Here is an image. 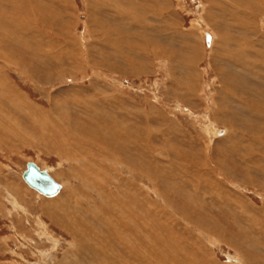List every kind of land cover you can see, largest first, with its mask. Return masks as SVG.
Returning <instances> with one entry per match:
<instances>
[{
	"label": "rangeland",
	"instance_id": "1",
	"mask_svg": "<svg viewBox=\"0 0 264 264\" xmlns=\"http://www.w3.org/2000/svg\"><path fill=\"white\" fill-rule=\"evenodd\" d=\"M256 2L0 0V264H264V108L240 88L264 90Z\"/></svg>",
	"mask_w": 264,
	"mask_h": 264
},
{
	"label": "bare ground",
	"instance_id": "2",
	"mask_svg": "<svg viewBox=\"0 0 264 264\" xmlns=\"http://www.w3.org/2000/svg\"><path fill=\"white\" fill-rule=\"evenodd\" d=\"M32 1V0H31ZM119 1V0H118ZM22 2H24V1H22ZM116 2V1H115ZM260 2H261V8H264V0H257V2L256 3H258V8H260L259 7V5H260ZM25 3V2H24ZM27 3V2H26ZM133 3V2H132ZM11 4V3H10ZM30 4H32V2L30 3ZM134 4V3H133ZM18 5V4H17ZM21 5V4H20ZM27 5H29L28 3H27ZM118 5H119V3H118ZM121 5H122V3H121ZM120 6V5H119ZM125 6V5H124ZM123 6V7H124ZM254 6H255V3H254ZM18 7V6H17ZM25 7V6H24ZM122 7V8H123ZM132 7H133V5H132ZM257 7V6H256ZM23 9V8H22ZM125 9V8H124ZM19 10V9H18ZM17 10V11H18ZM36 10V9H35ZM255 10V9H254ZM9 11V10H8ZM5 12H7L6 10H5ZM28 12V11H27ZM133 12V11H132ZM29 13V12H28ZM258 13V12H257ZM10 14V13H9ZM261 14V13H260ZM8 15V14H7ZM24 15H25V13H24ZM125 15V14H124ZM12 18V17H11ZM10 18V19H11ZM47 20V19H46ZM13 21V20H12ZM25 21V20H24ZM19 23H20V21H19ZM22 24H24V23H22ZM18 25V24H17ZM23 26V25H22ZM26 26V25H25ZM21 28V27H20ZM32 29H33V27H32ZM13 37V36H12ZM8 38V37H7ZM12 39V38H11ZM14 39V38H13ZM215 41V40H214ZM215 43V42H214ZM212 45H213V43H212ZM8 46V45H7ZM224 51H226V54L228 55V56H236V55H238V54H242V53H244L245 52V46H243V44L241 45V46H238L237 45V47H236V49L234 50V52L235 53H230L229 51H228V49H224ZM31 55H34V54H31ZM26 57H28L27 55H25ZM232 58V57H231ZM17 62V61H16ZM62 62V61H61ZM18 63V62H17ZM261 63L263 64L262 66H260L261 68H264V52L261 54ZM232 69L233 68H231L230 70L232 71ZM2 72V71H1ZM7 76V75H6ZM7 79V78H6ZM250 79H252V78H250ZM262 79H264V76L262 77V75H261V72L260 73H258L256 76H254V80H256V81H260L261 82V80ZM252 82V81H251ZM230 86L231 87H235L236 89L238 88L237 87V85L234 83V81H232V83L230 82ZM261 84L263 85L264 84V80H263V82H261ZM2 85V84H1ZM8 85V84H7ZM6 85V86H7ZM246 85V86H245ZM253 87H254V85H253ZM256 87V86H255ZM241 89H244V91H246V93H245V96H248V97H245V99L246 100H248L249 102H253L255 105L257 104L258 106H260V107H262V108H264V90H262V91H260V90H255V88H252V86H248L247 84H242L241 85V87H240ZM252 88V90L251 91H247L246 89H251ZM5 90V89H4ZM11 94V93H10ZM5 95H6V93H5ZM5 95H3L4 97H6ZM249 95H250V97L252 96L253 97V99H252V97H251V99L249 98ZM3 98V97H2ZM249 98V99H248ZM7 99V98H6ZM244 99V100H245ZM21 100V99H20ZM243 100V101H244ZM254 100H256V103H255V101ZM13 102V101H12ZM247 101H245V104H246V107H247V112L249 113V108H248V106H247V104L248 103H246ZM260 102V103H259ZM25 106V105H24ZM257 106V107H258ZM6 107H7V105H6ZM5 107V108H6ZM91 107V106H90ZM3 108V107H2ZM12 108V107H11ZM32 108V107H31ZM24 109V108H23ZM33 109V108H32ZM38 109V108H37ZM96 109V108H95ZM257 109V108H256ZM2 110H4V109H2ZM15 109H13L12 111H14ZM251 110V109H250ZM264 110V109H263ZM262 110V111H263ZM1 111V110H0ZM5 111V110H4ZM3 111V112H4ZM19 111V110H18ZM223 112V110H221V111H219L218 112V115L219 114H221ZM38 114V113H37ZM256 114V113H255ZM254 114V115H255ZM9 115V114H8ZM112 115V114H111ZM243 116V117H242ZM258 116L259 117H261V115H260V113H258ZM4 117H6V116H4ZM39 117V116H38ZM47 117H49V115L47 116ZM71 117V116H70ZM103 117H106V119L108 118V120L109 119H111L112 117H110V114H109V112L107 111V113L106 114H104L103 115ZM115 117H116V115H115ZM241 118H243V119H245V116L243 115V114H241ZM262 118H264V112H263V114H262ZM49 119V118H48ZM67 119H68V117H67ZM70 119V118H69ZM55 120V119H54ZM63 120V119H62ZM52 121V120H51ZM109 121H111V120H109ZM15 122V121H14ZM45 122V121H44ZM47 122V121H46ZM45 122V123H46ZM50 122V121H49ZM98 122V121H97ZM245 122V121H244ZM249 122V121H248ZM252 122V121H251ZM254 122V121H253ZM103 123V122H102ZM109 123V122H108ZM43 124V123H42ZM54 124V123H53ZM58 124V123H57ZM97 124V123H96ZM105 124V123H104ZM245 124H247V125H251L252 123H246L245 122ZM254 124V123H253ZM252 124V125H253ZM36 125V124H35ZM111 125V124H110ZM116 125V124H115ZM118 125H120V124H118ZM124 125V124H123ZM44 126V125H43ZM96 126V125H95ZM254 126V125H253ZM59 127H60V125H59ZM132 127V126H131ZM44 128H46V127H44ZM52 128V127H51ZM71 128V127H70ZM102 128V127H101ZM96 129V128H95ZM108 129H110L109 127H108ZM107 129V130H108ZM119 129V128H118ZM256 129H259L258 131L260 132V135H262V130H260V129H262V128H256ZM49 130H51V129H49ZM48 130V131H49ZM54 130H56V129H54ZM58 130V129H57ZM71 130V129H70ZM89 130H90V128H89ZM53 131V130H52ZM52 131H51V133H52ZM91 131V130H90ZM106 131V130H105ZM119 131V130H118ZM117 131V132H118ZM89 132V131H88ZM93 132V131H92ZM97 132V131H96ZM99 132H100V130H99ZM114 132V131H113ZM227 132V133H226ZM230 132V131H229ZM228 132V130H223V135L225 134L227 137H225V138H223V143H226L227 145H228V143H230V145H229V147H232V149L234 148V143L233 142H231V140H230V137L228 136L229 133ZM28 133V132H27ZM40 133V132H39ZM50 133V132H49ZM112 133V132H111ZM131 133V132H130ZM53 134V133H52ZM100 134H101V132H100ZM126 134V133H125ZM125 134H123V136L125 135ZM228 134V135H227ZM26 135V134H25ZM88 135V134H87ZM89 135H91V134H89ZM94 135V134H93ZM101 135H103V133L101 134ZM122 135V134H121ZM133 135V134H132ZM259 135V134H258ZM50 136V135H49ZM105 136V135H104ZM126 136H127V134H126ZM125 136V137H126ZM216 136H219V134H217ZM53 137V136H52ZM58 137V136H57ZM95 137H97V133H96V136ZM94 137V138H95ZM134 137V136H133ZM78 138V137H77ZM93 138V139H94ZM104 138V137H103ZM106 138H107V136H106ZM106 138H104V139H106ZM108 138H109V136H108ZM137 138V137H136ZM146 137H144V139H145ZM57 139V138H56ZM65 139V138H64ZM102 139V138H101ZM111 139H112V137H111ZM110 139V140H111ZM131 139V138H130ZM143 139V140H144ZM222 139V138H221ZM100 140V139H99ZM98 139H97V141H99ZM113 140V139H112ZM117 140V139H116ZM120 140V139H119ZM257 140H261L258 136L256 137V139H255V141H257ZM39 141V140H38ZM38 141H37V143H38ZM66 141V140H65ZM64 141V142H65ZM68 141V140H67ZM96 141V142H97ZM108 141H109V139H108ZM115 141V140H114ZM121 141V140H120ZM126 141V140H125ZM31 142V141H30ZM56 142V141H55ZM92 142V141H91ZM95 142V143H96ZM106 142V141H105ZM135 142V141H134ZM145 142V141H144ZM71 143V142H70ZM90 143V142H89ZM95 143H90V144H95ZM102 143H104L103 141H102ZM131 143V142H130ZM137 143H138V141H137ZM139 143H141V142H139ZM149 143V142H148ZM26 144V143H25ZM58 144V143H57ZM83 144H84V142H83ZM106 144V143H105ZM114 144V143H113ZM125 144H127V143H125ZM124 144V145H125ZM145 144V143H144ZM154 144V143H153ZM67 145H69V144H67ZM97 145V144H96ZM116 145V144H115ZM115 145H113L114 147H115ZM121 145V144H120ZM128 145H132V144H128ZM151 145V144H150ZM70 146V145H69ZM89 146H91V145H89ZM122 146V145H121ZM235 146H237V145H235ZM71 147V146H70ZM99 147H101V145L99 146ZM110 147H111V145H110ZM109 147V148H110ZM125 147H127V146H125ZM139 147H140V145H139ZM142 147V146H141ZM58 148V147H57ZM116 148V147H115ZM134 148V147H133ZM132 148V149H133ZM136 148V147H135ZM151 148V147H150ZM62 149V148H61ZM65 149V148H64ZM85 149V148H84ZM98 149V148H97ZM110 149H114L113 147L112 148H110ZM124 149V148H123ZM155 149V148H154ZM99 150V149H98ZM119 150V149H118ZM137 150V149H136ZM141 150V149H140ZM100 151V150H99ZM114 151V150H113ZM116 151V150H115ZM138 151V150H137ZM89 152V151H88ZM117 152H119V151H117ZM129 152V151H128ZM135 152V151H134ZM141 152H143V151H141ZM183 152V151H182ZM97 153H98V151H97ZM107 153V152H106ZM136 153V152H135ZM150 153H152V152H150ZM177 153V152H176ZM74 154V153H73ZM103 154V153H102ZM123 155H124V153H122ZM127 154V153H126ZM144 154V153H143ZM96 155V154H95ZM99 155V154H98ZM112 155V154H111ZM129 155V154H128ZM145 155V154H144ZM150 155V154H149ZM178 155V154H177ZM207 155V154H206ZM218 155H221V156H225L222 152H220L219 150H218ZM85 156V155H84ZM90 156V155H89ZM88 156V157H89ZM103 156V155H102ZM105 156H106V154H105ZM113 157H114V155H112ZM117 156V155H116ZM132 156V155H131ZM133 156H135V155H133ZM70 157V156H69ZM97 157V156H96ZM100 157V156H99ZM138 157H139V155H138ZM149 157V156H148ZM217 157V156H216ZM73 158V157H72ZM86 158V157H85ZM106 158H109L108 156H106ZM121 158H122V156H121ZM141 158V157H140ZM143 158V157H142ZM142 158L141 159H138V160H141L142 161ZM151 158V157H150ZM76 159V158H75ZM80 159V158H79ZM84 159V158H83ZM103 159V158H102ZM114 159H116L115 157H114ZM128 159V158H127ZM145 159V158H144ZM143 159V160H144ZM149 159V158H148ZM157 159V158H156ZM67 160V159H66ZM99 160H100V158H99ZM108 160V159H107ZM131 160V159H130ZM215 160H217V159H215ZM70 161H72V159L70 160ZM74 161V160H73ZM77 161V160H76ZM75 161V162H76ZM84 161V160H83ZM95 161V160H94ZM106 161V160H105ZM119 161V160H118ZM122 161V160H121ZM132 161V160H131ZM149 161V160H148ZM151 161H153V159L151 160ZM211 161V160H210ZM85 162V161H84ZM93 162V161H92ZM100 162V161H99ZM109 162H111V161H109ZM127 162V161H126ZM130 162V161H129ZM217 162V164H218V166L222 169V171L223 172H225L226 173V171H230L231 170V168L230 167H228L227 166V164L225 165L224 164V161H223V159H221L220 158V160H218V161H216ZM215 162V163H216ZM113 163V162H112ZM185 163V162H184ZM72 164V163H71ZM77 164V163H76ZM96 164H98V163H96ZM99 164H101V163H99ZM98 164V165H99ZM127 164V163H126ZM128 164H130V163H128ZM133 164V163H132ZM143 164V163H142ZM148 164V163H147ZM181 164V163H180ZM216 164V165H217ZM81 165V164H80ZM86 165H88V164H86ZM91 165V164H90ZM102 165H103V162H102ZM105 165V164H104ZM131 165V164H130ZM129 165V166H130ZM150 165V164H149ZM38 166V165H37ZM107 166V165H106ZM134 166H135V164H134ZM137 166V165H136ZM135 166V167H136ZM156 166H157V164H156ZM183 166V165H182ZM39 167V166H38ZM79 167V166H78ZM92 167V166H91ZM94 167V166H93ZM131 167V166H130ZM204 167H206V166H204ZM234 167V166H233ZM40 168V167H39ZM84 168H85V166H84ZM117 168V167H116ZM116 168H113V169H116ZM132 168H134V167H132ZM138 168V167H137ZM137 168H135V169H137ZM236 167H234V169H235ZM41 169V168H40ZM101 169V168H100ZM99 169V170H100ZM119 169V168H118ZM129 169V168H128ZM128 169H127V173H128ZM131 169V168H130ZM142 169V168H141ZM207 169V168H206ZM41 170H45L49 175H51V173H50V169H41ZM82 170V169H81ZM93 170V169H92ZM138 170V169H137ZM149 170V169H148ZM212 170V169H211ZM88 171V170H87ZM102 171V170H101ZM117 171V170H116ZM152 171V170H151ZM150 171V172H151ZM205 171V170H204ZM221 171V172H222ZM249 171H252V170H249ZM96 172V171H95ZM133 172V171H132ZM103 173V172H102ZM108 173V172H107ZM146 173V172H145ZM147 173H149V172H147ZM210 173V172H209ZM24 174V173H23ZM142 174V173H141ZM163 174V173H162ZM221 174V173H220ZM88 175V174H87ZM108 175V174H107ZM89 176H90V174H89ZM143 176H145V174H143ZM147 176V175H146ZM210 176V175H209ZM23 177V176H22ZM99 177V176H98ZM106 177V176H105ZM115 177V176H114ZM131 177V176H130ZM148 177V176H147ZM186 177V176H185ZM85 178V177H84ZM90 178V177H89ZM123 178V177H122ZM205 178V177H204ZM92 179V178H91ZM96 179V178H95ZM107 179V178H106ZM115 179H116V177H115ZM133 179V178H132ZM135 179V178H134ZM80 180V179H79ZM87 180H88V178H87ZM86 180V181H87ZM94 180V179H93ZM97 180V179H96ZM148 180H149V177H148ZM208 180V179H207ZM88 182H89V180H88ZM82 183V182H81ZM85 183V182H84ZM91 183H92V181H91ZM96 183V182H95ZM94 183V184H95ZM118 183V182H117ZM214 183V182H213ZM88 184V183H87ZM93 184V183H92ZM98 184V183H97ZM107 184V183H106ZM84 185H86V184H84ZM100 185V184H99ZM29 186V185H28ZM89 186V185H88ZM94 186V185H93ZM96 186V185H95ZM105 186V185H104ZM116 187V186H115ZM120 187V186H119ZM124 187V186H123ZM9 193L10 192H12L13 190L11 189L12 188V186L10 185L9 187ZM30 188H32V187H30ZM94 188V187H93ZM33 189V188H32ZM80 189V188H79ZM84 189V188H83ZM92 189V188H91ZM96 189V188H95ZM94 189V190H95ZM116 189V188H115ZM179 189V188H178ZM17 190H19V188L17 187ZM61 190H62V185H61V189H60V191H59V193L61 192ZM117 190H119V189H117ZM122 190V189H121ZM126 190H127V188H126ZM72 191V190H71ZM75 191V190H74ZM83 191V190H82ZM96 191V190H95ZM109 191V190H108ZM89 192V191H88ZM103 192V191H102ZM215 192V191H214ZM213 192V193H214ZM58 193V194H59ZM77 193V192H76ZM75 193V194H76ZM107 193V192H106ZM109 194H110V192H108ZM57 194V195H58ZM72 194H73V192H72ZM80 194V193H79ZM85 194V193H84ZM122 194V193H121ZM129 194V193H128ZM57 195H55V196H57ZM91 195V194H90ZM102 195V194H101ZM135 195V194H134ZM214 195V194H213ZM9 196V198H11L12 199V194H10V195H8ZM16 196L18 197V193H16ZM15 196V197H16ZM55 196H53V197H55ZM77 196V195H76ZM93 196V195H92ZM107 196V195H106ZM111 196V195H110ZM117 196V195H116ZM16 197V198H17ZM53 197H48V198H50V200H51V198H53ZM85 197V196H84ZM87 197V196H86ZM85 197V198H86ZM99 197V196H98ZM104 197V196H103ZM112 197V196H111ZM110 197V198H111ZM118 197V196H117ZM74 198V197H73ZM72 198V199H73ZM78 198V197H77ZM93 198V197H92ZM134 198V197H133ZM55 199H58V198H55ZM60 199V198H59ZM82 199V198H81ZM91 199V198H90ZM89 199V200H90ZM106 199V198H105ZM120 199V198H119ZM121 199H123V198H121ZM212 199V198H211ZM83 200H85L84 198H83ZM104 200V199H103ZM114 200V199H113ZM117 200V199H116ZM187 200H189V199H187ZM94 201V200H93ZM129 201V200H128ZM49 202H51V204H55V203H57L58 201L57 200H54V199H52V201H49ZM60 202V201H59ZM75 202V201H74ZM79 202H80V200H79ZM90 201H88V203H89ZM92 202V201H91ZM95 202V201H94ZM109 202V201H108ZM107 202V203H108ZM116 202V201H115ZM122 202V201H121ZM1 203V202H0ZM78 203V202H77ZM96 203H98V202H96ZM113 203V202H112ZM111 203V204H112ZM60 204V203H59ZM78 204H80V203H78ZM241 204V203H240ZM61 205V204H60ZM75 205V204H74ZM77 205V204H76ZM94 205H96V204H94ZM103 205V204H102ZM102 205H100V206H102ZM109 205V204H108ZM113 205V204H112ZM119 205H120V203H119ZM143 205V204H142ZM98 206V205H97ZM105 206V205H104ZM123 207H124V205H122ZM122 206H120V207H122ZM147 206V205H146ZM188 206V205H187ZM239 206V205H238ZM51 207V206H50ZM109 207V206H108ZM111 207V206H110ZM226 207V206H225ZM242 207H244L243 206V204H242ZM63 208V207H62ZM113 208H114V206H113ZM54 209V208H53ZM58 209V208H57ZM81 209V208H80ZM85 209H86V207H85ZM109 209V208H108ZM114 209H116V207L114 208ZM99 210V209H98ZM82 211V210H81ZM95 211V210H94ZM109 211V210H108ZM221 211V210H220ZM78 212V211H77ZM89 212V211H88ZM96 212V211H95ZM91 213V212H90ZM114 213V212H113ZM48 214V213H47ZM97 214V213H96ZM199 214H201V213H199ZM244 214V213H243ZM73 215V214H72ZM80 215V214H79ZM145 215V214H144ZM91 216V215H90ZM120 216V215H119ZM167 216V215H166ZM183 216V215H182ZM92 217V216H91ZM163 217H165V216H163ZM50 218H52V217H50ZM123 218V217H122ZM138 218V217H137ZM167 218V217H166ZM200 218V217H199ZM214 218V217H213ZM230 218V217H229ZM76 219V218H75ZM116 219V218H115ZM156 219V218H155ZM165 219V218H164ZM197 219V218H196ZM202 219V218H201ZM89 220V219H88ZM163 220V219H162ZM59 221V220H58ZM90 221H91V219H90ZM136 221V220H135ZM174 221V220H173ZM168 222V221H167ZM69 223V222H68ZM90 224V223H89ZM171 224V223H170ZM227 225V224H226ZM117 226V225H116ZM128 226V225H127ZM163 226V225H162ZM172 226V225H171ZM216 226V225H215ZM218 226V225H217ZM216 226V227H217ZM61 228V227H60ZM126 228V227H125ZM173 228V227H172ZM171 228V229H172ZM140 229V228H139ZM117 230V229H116ZM125 230V229H124ZM128 230V229H127ZM137 230H138V228H137ZM146 230V229H145ZM148 230V229H147ZM152 230V229H151ZM162 230H164L163 228H162ZM174 230V229H173ZM218 230H219V228H218ZM223 234H230L229 233V230H228V228L227 227H224L223 229ZM166 231V230H165ZM165 231H164V233H165ZM71 232H73L72 230H71ZM173 232V231H172ZM181 232V231H180ZM210 231H208V233H209ZM215 232V231H214ZM81 233V232H80ZM160 233V232H159ZM163 233V234H164ZM77 234V233H76ZM82 234V233H81ZM80 234V235H81ZM100 234V233H99ZM136 234V233H135ZM140 234H142V233H140ZM161 234V233H160ZM212 234H214V233H212ZM72 235V234H71ZM78 235H79V233H78ZM94 235V234H93ZM113 235V234H112ZM116 235V234H115ZM122 235V234H121ZM133 235V234H132ZM169 235V234H168ZM74 236V235H73ZM114 236V235H113ZM160 236H162V235H160ZM171 236V235H170ZM99 237V236H98ZM112 237V236H111ZM163 237V236H162ZM161 237V238H162ZM237 237V236H236ZM78 238V237H77ZM80 238V237H79ZM84 238V237H83ZM141 238V237H140ZM164 238V237H163ZM167 239H168V237H166ZM142 239V238H141ZM165 239V238H164ZM170 239V238H169ZM79 240H81V239H79ZM114 240V239H113ZM123 240H124V238H123ZM158 240H160V239H158ZM152 241V240H151ZM245 241H246V243H247V240L245 239ZM245 241L243 240L241 243H242V245L241 246H243V247H245V249H246V247L248 248V247H250V246H248V245H246L245 244ZM131 240L129 239V244H128V248H131ZM147 242V241H146ZM251 242V241H250ZM249 242V243H250ZM116 243H117V241H116ZM153 243V242H152ZM154 243H155V241H154ZM153 243V244H154ZM79 244V243H78ZM118 244V243H117ZM73 245V244H72ZM112 245V244H111ZM174 245V244H173ZM221 245V244H220ZM250 245V244H249ZM162 246H165V245H162ZM170 246V245H169ZM57 247V246H56ZM75 248V247H74ZM127 248V247H126ZM253 249V248H252ZM85 250V249H84ZM142 250V249H141ZM144 250V249H143ZM77 251V250H76ZM75 251V252H76ZM130 251V250H129ZM145 251V250H144ZM169 251V250H168ZM208 251V250H207ZM77 253H79L78 251H77ZM83 253V252H82ZM169 253V252H168ZM89 254H91V253H89ZM166 254V253H165ZM161 255V254H160ZM207 254H205V256H206ZM86 256V255H85ZM89 255H87V257H88ZM144 256V255H143ZM164 257H166V255H164ZM207 257V256H206ZM124 258V257H123ZM243 258V257H242ZM210 260V259H209ZM113 261V260H112ZM236 261V260H235ZM243 260H241V262H242ZM92 262H93V260H92ZM117 262V261H116ZM238 262V261H237ZM240 262V261H239ZM110 263V262H109ZM243 263V262H242ZM88 264V263H87ZM117 264V263H116Z\"/></svg>",
	"mask_w": 264,
	"mask_h": 264
},
{
	"label": "water",
	"instance_id": "3",
	"mask_svg": "<svg viewBox=\"0 0 264 264\" xmlns=\"http://www.w3.org/2000/svg\"><path fill=\"white\" fill-rule=\"evenodd\" d=\"M24 181L40 194L47 197L57 195L61 185L57 183L45 170H41L35 163L29 162L23 174Z\"/></svg>",
	"mask_w": 264,
	"mask_h": 264
}]
</instances>
